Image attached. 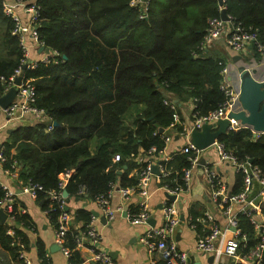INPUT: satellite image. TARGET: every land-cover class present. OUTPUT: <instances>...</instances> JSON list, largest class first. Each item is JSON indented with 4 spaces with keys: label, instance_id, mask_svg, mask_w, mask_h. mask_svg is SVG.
Returning a JSON list of instances; mask_svg holds the SVG:
<instances>
[{
    "label": "trees",
    "instance_id": "obj_1",
    "mask_svg": "<svg viewBox=\"0 0 264 264\" xmlns=\"http://www.w3.org/2000/svg\"><path fill=\"white\" fill-rule=\"evenodd\" d=\"M3 1L0 0V95L6 92L10 76L23 59L20 39L13 33L14 21L6 15ZM38 3L40 39L53 54L48 61L27 67L24 79L31 78L36 85L35 105L46 113L36 123L19 125L9 134L3 167L13 171L17 164L23 183L32 181L43 186L37 200L44 210L49 209L48 218L55 229L60 225L61 213H71L65 207L73 197L94 201L108 192L111 182L120 187L136 186L138 174L129 172L140 167L134 158L139 154L146 157L143 164L156 161L165 168L159 186L183 184V169L190 166L194 153L178 149L164 160L160 151L165 147L164 136L170 132L175 113L180 112V102H194L192 111L204 115L226 100L221 81L227 57L210 52L211 44L204 43L209 19L221 16L220 1ZM224 5L227 14L256 32L264 43V0H225ZM251 50L260 55L254 44ZM174 139L182 138L174 135ZM94 140L99 143L92 150ZM218 141L240 160L251 159L264 175V134L255 135L251 127L237 125ZM154 146L157 151L150 152ZM183 146L184 143L180 147ZM116 154L121 158L115 162ZM71 168L75 171L66 186L69 196L62 208L48 192L58 188L60 174ZM243 180V173L237 172L233 193L242 189ZM81 186L86 188L84 193L79 192ZM5 194L0 183V201ZM19 206L25 207L16 200L12 212L16 239L7 232L9 224L0 219V248L8 255V261L0 264H11L12 260L23 264L18 238L26 250L30 247L25 229L32 228V218L28 212L20 213ZM189 211L195 218L203 212L197 203ZM92 217L89 209L74 211L75 222L69 225L62 242L69 249V264L84 261L78 237L88 230ZM241 219L253 238L248 219ZM79 222L81 226L77 227ZM37 250L42 264H51L41 239Z\"/></svg>",
    "mask_w": 264,
    "mask_h": 264
},
{
    "label": "built area",
    "instance_id": "obj_2",
    "mask_svg": "<svg viewBox=\"0 0 264 264\" xmlns=\"http://www.w3.org/2000/svg\"><path fill=\"white\" fill-rule=\"evenodd\" d=\"M139 1L144 4L147 3V0ZM224 3L225 0H223V4L220 5L221 16L212 17L208 21L207 31L204 35V43L210 45L215 39L224 35L227 45L233 51L237 53L246 52L248 49H252V45L254 44L260 56L264 58V43L258 39L256 32L252 31L250 28H246L241 22H236L235 18L230 14H227V19L222 17V11L223 9L225 10ZM3 6L6 15L10 16L14 21L15 26L13 33L18 35L23 51L22 65L10 76L6 89L7 92L14 86V80L16 76L23 71V66L25 64H27V67H36L38 61H48L50 55L53 53L46 52V55L40 60H28V36L39 44V47H44L42 51H45L46 47L45 43L40 39L38 31L41 9L38 0H30L29 2L4 0ZM18 8H21L28 15L27 21H24L20 13L16 11ZM227 73L228 70L225 66L222 70L223 79L221 81V88L226 95L225 102L217 109L204 115H199L192 111L191 127H189L186 122L181 121L179 114L175 113L174 121L169 125L170 132L164 136L165 147L160 151L161 159L168 160L173 154H166L165 149L167 145L172 142L174 135L185 140L184 146L179 149H181L182 152H192L194 155L191 157L190 166L183 169V184H178L175 187H170L168 185L160 186L164 188L168 194L176 195L175 199L166 197L162 201V223L150 225L149 222L152 213L150 211L148 199L150 196L149 187L152 178L155 177L156 180L160 182L161 174H166L163 165L156 161H149L147 164H143L146 161V157L144 155H138L136 156L137 159H135L140 163V167L137 169L138 184L136 186L118 187V190L126 199L134 192L142 194L143 200L140 201L138 205L127 207V218L132 224L147 226L144 237L141 239L148 246L150 253H159L162 264H195L199 261L202 262V264H264V190L260 200H256L250 196V191L254 182H258L264 189V175L262 169L249 158L240 160L235 153L228 150L225 145L218 140L213 143L212 146L216 147L220 161L228 163L236 172H242L244 175L242 189L237 193H233L231 187L229 188L226 185L224 178L213 166L207 163H201V155L204 150L190 141V134L193 128L200 129L206 123H214L219 119L228 118L230 112L241 105L239 89L234 87L231 81L227 79ZM16 88L17 93L14 100L9 106L3 108L7 122L21 119L27 114L35 115L37 119L43 118L46 112L43 108H39L35 105L36 85L32 82V79L28 78L25 80L23 78L22 82L16 85ZM3 95H0V98ZM194 106L195 103L193 102V108ZM172 107L175 108V104H173ZM237 125L239 124L232 120L231 128ZM178 126L182 127L181 130L178 129ZM258 134H264V132H258L255 135ZM149 151L155 152L157 150L154 146ZM120 158V155L116 154L113 160L116 162L120 160ZM5 160L6 156L4 148H2L0 150V167H3V162ZM201 164H203L202 167L208 188L205 195L215 204L217 212L204 209L202 214L196 218L191 212L188 213V224L195 232L196 241L191 249H181L174 241V235L180 223L178 199L181 192L191 189L194 168ZM153 165L158 166V175L152 171ZM8 171H18L17 164H14L13 171L9 169ZM74 171L73 168L63 171L59 176L58 188L48 192L50 199L59 200L62 208L66 204V197L63 193ZM21 185L24 192L34 198H37L38 191L43 189L40 183L32 181L27 183H23L22 181ZM117 185L118 183L111 182L108 192L99 195L94 200L107 221L113 219L116 213L122 210V207H113L112 205V197ZM4 188L6 189V194L0 201V209L7 213V220L5 222L9 224L7 230L8 234L16 239V230L14 229L16 218L12 214L16 197L14 191L9 187L4 186ZM85 190V186H81L79 192L84 193ZM18 210L20 213L28 212L27 208L23 206H19ZM44 211L49 217V209ZM219 216L223 217V222L219 220ZM242 216H245L253 227V238L250 233L245 230V224L241 219ZM70 218L71 213L63 211L59 217L60 225L58 229H55L56 241L61 245V249L67 256H69V249L63 247L62 242L69 228ZM96 219L97 216L93 214L88 230L78 237L79 246L83 245L84 242L88 240L91 242V260L94 263L117 264L109 252L99 248L101 233L96 224ZM16 242L20 247L19 258L23 261V264H31L24 243L20 238H18ZM201 253L205 255L203 261L199 259ZM210 256L213 257L211 262L208 261V257Z\"/></svg>",
    "mask_w": 264,
    "mask_h": 264
},
{
    "label": "crops",
    "instance_id": "obj_3",
    "mask_svg": "<svg viewBox=\"0 0 264 264\" xmlns=\"http://www.w3.org/2000/svg\"><path fill=\"white\" fill-rule=\"evenodd\" d=\"M16 11L20 13V16L24 21H27L28 15L21 8L16 9ZM27 43L29 46L28 60H40L46 55V52L40 50L39 44H37L30 36L27 38ZM210 52L219 53L227 57V79L231 81L234 87L239 89V92L241 90L242 83V70H247L254 79L264 83V58L252 52L251 49H248L246 52L237 53L227 45L226 37L222 35L212 42L210 45ZM235 57L237 58L235 59ZM240 104L241 105H239L234 111H241L243 109L242 103ZM179 106L180 119L191 127L193 102H180ZM36 122L37 118L33 114H27L21 119L7 122L6 114L4 113L3 108L0 107V150L6 147L5 143L8 140L9 134L15 127L23 124H34ZM97 143H99V140H94L92 142V150H95ZM182 143H185L183 138L174 139L167 145L165 153L172 154L180 148ZM134 158L137 159V157ZM203 159L204 161H202ZM201 163H207L210 166H213L224 178L226 185L229 188L233 186L237 172L228 163L220 161L219 153L215 146H210L202 152ZM202 165L203 164L194 168L191 189L181 192L179 195L178 208L180 223L177 226L174 241L181 249H191L196 241L195 232L188 224V213L191 212L189 210L192 206L197 203V206H199L201 210L210 209L217 212L215 204L205 195L208 188ZM137 169V166L134 167L129 172V175L137 174ZM20 179L19 170L9 172L8 169L0 167V183L14 191L16 200L25 205L32 218V228L25 229V232L30 237V247L27 249V254L31 260V264H42L37 250V241L39 239H41L45 244L47 254L51 259V264H69V257L62 249L51 250L52 244L57 243L55 228L50 223L46 212L42 208V203L39 202L37 198H34L24 192L21 185L22 180ZM118 187L119 184L115 188V192L112 197V205L113 207L120 206L122 207V210L118 211L113 219L107 223H103L100 217L102 216L101 210L95 201L86 197H73L67 203L68 209L71 210L69 225L74 224V211L79 208H86L91 211L98 212L100 215L97 216L96 224L101 233L99 248L109 252L117 264H162V259L159 253H150L148 246L141 239L144 237L147 226L142 224H132L127 218V207L131 205H138V203L143 200L142 194L134 192L128 199H126L122 196ZM263 190L262 185L258 182H254L250 191V196L256 200H260ZM149 192L150 196L148 202L152 213L151 219L153 218L155 220L154 225H158L163 221L162 201L167 197L168 193L164 188L159 186L155 177L151 180ZM182 215H184V219H182ZM219 220L223 222V217L219 216ZM150 225L153 224L150 223ZM79 226H81L80 222L77 223V227ZM87 242H84L83 245L79 246L84 259L82 264H101L94 263L91 260V242L88 240ZM0 254L3 256L0 261H8L6 251L0 248ZM199 259L203 261L205 259V255L201 253L199 255ZM11 264H22V262L19 260H12Z\"/></svg>",
    "mask_w": 264,
    "mask_h": 264
},
{
    "label": "water",
    "instance_id": "obj_4",
    "mask_svg": "<svg viewBox=\"0 0 264 264\" xmlns=\"http://www.w3.org/2000/svg\"><path fill=\"white\" fill-rule=\"evenodd\" d=\"M220 4H223V0H219ZM222 17L224 19L228 18L227 12L223 9ZM44 47H40L42 50ZM45 52L49 53L50 49L45 47ZM64 57H66L64 55ZM237 57H235L236 59ZM27 64L23 66V71L16 76L14 80V86H12L1 98H0V107L6 108L14 100L17 88L16 85H19L24 78V70L26 69ZM242 83L240 90V101L243 105L241 111H232L229 114L228 118L219 119L214 123H206L200 129L193 128L190 134V141L194 143L197 147L202 150H205L213 145L222 135L226 134L231 128L232 120L237 122L241 126L251 127L255 134L258 132H264V83L257 81L252 77L247 70H242ZM57 124V122H55ZM11 131V129H10ZM164 129L161 127L160 132H163ZM178 138V136H176ZM204 161V159L202 160ZM122 169L120 172H123ZM152 171L158 175L159 169L157 165H153ZM64 196L67 198L69 196L68 191L64 190ZM167 197L175 199L176 195L167 194ZM68 209V207L66 206ZM93 214L99 216L98 212ZM103 223H107V219L104 215L100 216ZM0 219L2 222L7 220V213L4 210L0 209ZM184 219V215H182ZM153 225L155 220L152 218L150 222ZM62 247L59 243H53L51 250H60ZM213 257H208V261H212ZM195 264H202V262H196Z\"/></svg>",
    "mask_w": 264,
    "mask_h": 264
},
{
    "label": "rangeland",
    "instance_id": "obj_5",
    "mask_svg": "<svg viewBox=\"0 0 264 264\" xmlns=\"http://www.w3.org/2000/svg\"><path fill=\"white\" fill-rule=\"evenodd\" d=\"M133 110H134V109H131V110H130V113L133 112Z\"/></svg>",
    "mask_w": 264,
    "mask_h": 264
}]
</instances>
